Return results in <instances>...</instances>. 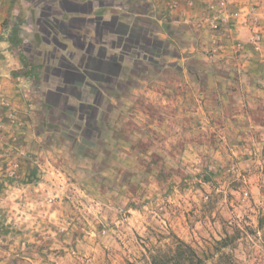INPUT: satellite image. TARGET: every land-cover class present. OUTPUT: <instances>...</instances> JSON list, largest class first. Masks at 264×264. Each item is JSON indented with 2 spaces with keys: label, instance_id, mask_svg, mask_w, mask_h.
<instances>
[{
  "label": "rangeland",
  "instance_id": "1",
  "mask_svg": "<svg viewBox=\"0 0 264 264\" xmlns=\"http://www.w3.org/2000/svg\"><path fill=\"white\" fill-rule=\"evenodd\" d=\"M133 42L143 47L129 71L82 96L98 112L54 98L62 108L47 112L53 124L44 107L29 123L0 87V264H150L149 251L176 237L207 264H264V134L218 142L195 132L185 109L156 107L216 99L175 87L189 80L183 67L204 66L199 58L174 61L173 47L148 43L140 27ZM24 46L21 72L31 69ZM29 95L21 99L39 103V91ZM253 99L262 122L264 90Z\"/></svg>",
  "mask_w": 264,
  "mask_h": 264
},
{
  "label": "crops",
  "instance_id": "2",
  "mask_svg": "<svg viewBox=\"0 0 264 264\" xmlns=\"http://www.w3.org/2000/svg\"><path fill=\"white\" fill-rule=\"evenodd\" d=\"M194 1L193 9H185V0H180L179 9L171 11L155 0H0V87L9 93L20 113L30 117L29 123L35 121L31 115L35 107H61L54 98L57 102L65 98L64 103L70 102L75 109L89 107L79 100L89 86L95 88L98 83L104 90L102 82L121 79L129 71V62L140 59L138 48L143 43L133 42L140 27L147 42L156 38L173 47L171 57L160 53L163 58L169 56L184 66L197 58L203 61L202 68L181 69L189 80L177 82V90L198 89L216 99L157 102L156 107L185 109L195 132L202 127L218 142L231 139L230 135L264 134V120L257 122L252 113L258 104L253 93L264 90V84H254L264 76V0H234L239 17L217 32L210 28L208 19L213 0ZM256 30L263 36L260 48L251 40ZM13 33L22 39L20 45L29 44L24 50L29 52L31 69L26 71L36 67V74H40L42 69V79L21 72L24 51L10 41ZM204 46L206 53L202 52ZM37 60L40 63L33 64ZM198 77L206 80L205 85H200ZM38 91L39 103L21 99V93L26 96ZM94 109L99 111V103ZM227 109L235 111L226 116ZM80 120L90 124L83 115ZM111 137L116 139L117 134Z\"/></svg>",
  "mask_w": 264,
  "mask_h": 264
},
{
  "label": "trees",
  "instance_id": "3",
  "mask_svg": "<svg viewBox=\"0 0 264 264\" xmlns=\"http://www.w3.org/2000/svg\"><path fill=\"white\" fill-rule=\"evenodd\" d=\"M17 34L13 33L10 36V41L13 42L15 44V46H20V44L22 43V39H18L17 38ZM29 63V62H28ZM26 65V63H24V66ZM34 70V71H32ZM31 71H26L24 72V74L26 76H28L29 74L34 75L35 74V78L37 80H39V75L36 74L35 71L36 67L33 68ZM38 76V77H37ZM78 97L77 94H75L73 97L75 98ZM65 100V98H63ZM81 102H83L84 104H86L87 106H92L93 108L95 106H97L98 103H96L94 101V103H90L87 101H84L82 98L79 99ZM68 102V101H66ZM70 105V102L68 103ZM64 105H66V103H64ZM51 106V105H49ZM48 104L46 105V114L44 115V122L45 123H51L53 124V122H51V120H49L47 118V112L49 111L48 109ZM68 106V105H66ZM73 107V106H72ZM57 110L59 111L61 109V107L55 108V107H51V111L52 110ZM50 111V115L51 114ZM90 122V121H89ZM226 244H224L223 246L227 245V241H224ZM147 258L149 259V263L150 264H207V260L204 258H201L196 251L192 248V246H190L189 244H187L186 242L182 241L179 238H175L172 242L171 246H167L166 248H153L152 250L149 251V254L147 256ZM224 258L227 259L229 258V256L224 255ZM133 264V263H130Z\"/></svg>",
  "mask_w": 264,
  "mask_h": 264
},
{
  "label": "built area",
  "instance_id": "4",
  "mask_svg": "<svg viewBox=\"0 0 264 264\" xmlns=\"http://www.w3.org/2000/svg\"><path fill=\"white\" fill-rule=\"evenodd\" d=\"M155 2H162L167 10H178L180 7V0H155ZM194 0H185V9H193ZM234 0H213L209 3L208 12L211 19L209 25L212 30L220 31L223 25L234 22L239 17L240 11L234 9ZM252 42L257 48L261 47L263 36L261 31L256 30L252 36ZM0 104H6L5 97L0 96Z\"/></svg>",
  "mask_w": 264,
  "mask_h": 264
}]
</instances>
